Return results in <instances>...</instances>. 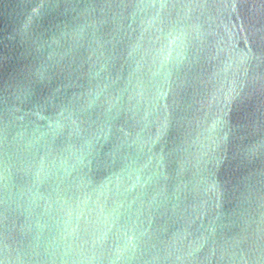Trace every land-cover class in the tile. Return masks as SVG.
<instances>
[{"label":"water","instance_id":"95a60500","mask_svg":"<svg viewBox=\"0 0 264 264\" xmlns=\"http://www.w3.org/2000/svg\"><path fill=\"white\" fill-rule=\"evenodd\" d=\"M0 264H264V0H0Z\"/></svg>","mask_w":264,"mask_h":264}]
</instances>
